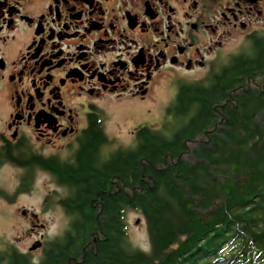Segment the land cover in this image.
I'll return each instance as SVG.
<instances>
[{
	"label": "flooded vegetation",
	"instance_id": "flooded-vegetation-1",
	"mask_svg": "<svg viewBox=\"0 0 264 264\" xmlns=\"http://www.w3.org/2000/svg\"><path fill=\"white\" fill-rule=\"evenodd\" d=\"M263 28L264 0H0V224L65 212L58 169L107 159L114 107L211 80Z\"/></svg>",
	"mask_w": 264,
	"mask_h": 264
},
{
	"label": "trees",
	"instance_id": "trees-1",
	"mask_svg": "<svg viewBox=\"0 0 264 264\" xmlns=\"http://www.w3.org/2000/svg\"><path fill=\"white\" fill-rule=\"evenodd\" d=\"M167 112L105 160L95 142L81 148L58 169L71 188L63 233L38 259L9 248L0 264H264V34ZM129 211L145 218L147 251L129 239Z\"/></svg>",
	"mask_w": 264,
	"mask_h": 264
},
{
	"label": "rangeland",
	"instance_id": "rangeland-1",
	"mask_svg": "<svg viewBox=\"0 0 264 264\" xmlns=\"http://www.w3.org/2000/svg\"><path fill=\"white\" fill-rule=\"evenodd\" d=\"M264 29V28H263ZM233 44L236 45V54L252 51V42L244 39H237ZM234 46V45H233ZM176 90L174 86L162 85L156 92L143 104H134L132 109L114 107L113 114L109 116L107 128L110 135V151L118 146H133L134 145V130L129 133L130 128L134 124L149 125L153 128H159L161 122L166 118L167 106L175 98ZM24 205L30 202L20 200ZM47 222L43 227L31 229L21 219L22 214L16 210L9 208V227L8 225L0 224V234L4 235L6 240H9V248H16L19 251L29 252V247L36 240L46 241L63 233L67 226V217L59 210L46 212ZM128 235L134 246L143 250L149 249V239L145 218L138 211H129L127 213ZM134 225V226H133ZM42 235V237H41ZM3 244L0 241V248ZM43 249L40 248L30 253L32 258L38 259L42 255Z\"/></svg>",
	"mask_w": 264,
	"mask_h": 264
},
{
	"label": "water",
	"instance_id": "water-1",
	"mask_svg": "<svg viewBox=\"0 0 264 264\" xmlns=\"http://www.w3.org/2000/svg\"><path fill=\"white\" fill-rule=\"evenodd\" d=\"M39 245H40V242H36V243H34V244L31 245L30 249H31V250H32V249H35V248H37Z\"/></svg>",
	"mask_w": 264,
	"mask_h": 264
},
{
	"label": "bare ground",
	"instance_id": "bare-ground-1",
	"mask_svg": "<svg viewBox=\"0 0 264 264\" xmlns=\"http://www.w3.org/2000/svg\"><path fill=\"white\" fill-rule=\"evenodd\" d=\"M134 226V225H133ZM242 228V227H241Z\"/></svg>",
	"mask_w": 264,
	"mask_h": 264
}]
</instances>
